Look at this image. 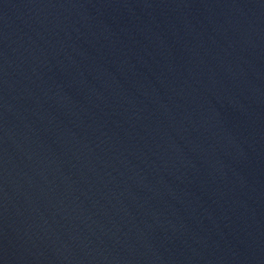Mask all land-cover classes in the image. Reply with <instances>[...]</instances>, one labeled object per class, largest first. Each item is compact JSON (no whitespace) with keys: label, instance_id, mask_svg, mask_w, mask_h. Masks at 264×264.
Instances as JSON below:
<instances>
[{"label":"water","instance_id":"1","mask_svg":"<svg viewBox=\"0 0 264 264\" xmlns=\"http://www.w3.org/2000/svg\"><path fill=\"white\" fill-rule=\"evenodd\" d=\"M0 264H264V0H0Z\"/></svg>","mask_w":264,"mask_h":264}]
</instances>
